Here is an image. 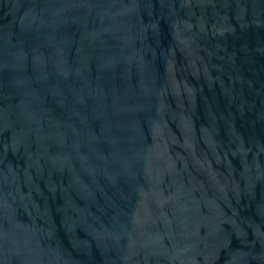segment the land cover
<instances>
[{
	"label": "water",
	"instance_id": "1",
	"mask_svg": "<svg viewBox=\"0 0 264 264\" xmlns=\"http://www.w3.org/2000/svg\"><path fill=\"white\" fill-rule=\"evenodd\" d=\"M0 264H264V0H0Z\"/></svg>",
	"mask_w": 264,
	"mask_h": 264
}]
</instances>
